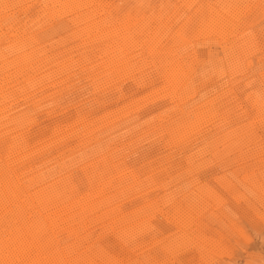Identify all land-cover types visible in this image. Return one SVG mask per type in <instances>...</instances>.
<instances>
[{
	"label": "rangeland",
	"instance_id": "1",
	"mask_svg": "<svg viewBox=\"0 0 264 264\" xmlns=\"http://www.w3.org/2000/svg\"><path fill=\"white\" fill-rule=\"evenodd\" d=\"M0 205V264H264V0H0Z\"/></svg>",
	"mask_w": 264,
	"mask_h": 264
},
{
	"label": "bare ground",
	"instance_id": "2",
	"mask_svg": "<svg viewBox=\"0 0 264 264\" xmlns=\"http://www.w3.org/2000/svg\"><path fill=\"white\" fill-rule=\"evenodd\" d=\"M86 1V0H85ZM94 2H95V0H94ZM65 3V2H64ZM98 3V2H97ZM257 10V9H256ZM140 13V12H139ZM116 39V38H115ZM129 40V39H128ZM115 42V41H114ZM122 44V43H121ZM21 45V44H20ZM16 46H17V44H16ZM110 47V46H109ZM21 48V47H20ZM108 48V47H107ZM116 49V48H115ZM127 49V48H126ZM122 50V49H121ZM25 53V52H24ZM128 53V52H127ZM38 54V53H37ZM29 55V54H28ZM115 55V54H114ZM122 55V54H121ZM124 55V54H123ZM24 56V55H23ZM108 61V60H107ZM111 61V60H110ZM118 61V60H117ZM83 63V62H82ZM120 65V64H119ZM176 69V68H175ZM91 70V69H90ZM177 70V69H176ZM13 86V85H12ZM16 119V118H15ZM102 159V158H101ZM99 162H100V160H99ZM92 166V165H91ZM95 166V165H94ZM89 167V166H88ZM92 167H90V169H91ZM94 170V169H93ZM92 170V171H93ZM103 170V169H102ZM48 176V175H47ZM45 177V176H44ZM90 177V176H89ZM4 180V179H3ZM63 181H65V180H63ZM73 185V184H72ZM90 185V184H89ZM2 186V185H1ZM15 186V185H14ZM66 186V185H65ZM44 187V186H43ZM14 188V187H13ZM42 188V187H41ZM94 188V187H93ZM17 189V188H16ZM51 189V188H50ZM56 189V188H55ZM72 189V188H71ZM70 189V190H71ZM87 189V188H86ZM2 190V189H1ZM62 190V189H61ZM36 191V190H35ZM45 191V190H44ZM59 191V190H58ZM68 191V190H67ZM88 191V190H87ZM46 192V191H45ZM57 192V191H56ZM61 192V191H60ZM89 192V191H88ZM4 193V192H3ZM49 193V192H48ZM15 194V193H14ZM43 194H44V192H43ZM42 193H41V195L43 196V199H44V197H45V195H47V193L46 194H44L43 195ZM52 194V195H51ZM51 194H49V196H53L54 194L53 193H51ZM2 195H4V194H2ZM16 195H17V192H16ZM24 195V194H23ZM63 195V194H62ZM71 195V194H70ZM40 196V195H39ZM42 196H40V197H42ZM48 196V197H49ZM18 197V196H17ZM31 197H32V195H31ZM47 197V196H46ZM45 197V198H46ZM54 197V196H53ZM52 197V198H53ZM34 198H36V196L34 197ZM55 198V197H54ZM70 198H72V197H70ZM95 198V197H94ZM15 199V198H14ZM22 199V198H21ZM25 199V198H24ZM31 199V198H30ZM43 199L41 200V201H43ZM65 199V198H64ZM40 200V199H39ZM48 200H50V199H48ZM47 200V201H48ZM56 200V199H55ZM17 201V200H16ZM40 201V202H41ZM54 201V200H53ZM20 202V201H19ZM46 202V201H45ZM59 202V201H58ZM88 202V201H87ZM49 203V202H48ZM53 203V202H52ZM57 203V202H56ZM70 203V202H69ZM68 203V204H69ZM25 204V203H24ZM57 204H59V203H57ZM67 204V203H66ZM71 204V203H70ZM20 205H22V204H20ZM32 204H30V207L28 208V209H30L32 206H31ZM37 205V204H36ZM43 205V204H42ZM46 205V204H45ZM53 205V204H52ZM63 205V204H62ZM71 205H73V203L71 204ZM1 206V205H0ZM55 206V205H54ZM64 206V205H63ZM2 207V206H1ZM25 207H26V205H25ZM43 207V206H42ZM48 207V206H47ZM59 207V206H58ZM60 207H61V205H60ZM65 207V206H64ZM70 208H71V206H69ZM39 208V207H38ZM57 208V207H56ZM62 208V207H61ZM43 209V208H42ZM48 209V208H47ZM50 209V208H49ZM58 209V208H57ZM64 209V208H63ZM65 209H66V207H65ZM53 210H55V209H53ZM60 210V209H59ZM30 211H31V209H30ZM46 211H48V210H46ZM52 212V211H51ZM56 212V211H55ZM61 212H62V210H61ZM61 212H58L59 214L61 213ZM50 213V212H49ZM35 214V213H34ZM47 215V214H46ZM5 216V215H4ZM49 216V215H48ZM38 217V216H37ZM47 217V216H46ZM50 217V216H49ZM56 217H58V216H56ZM51 218V217H50ZM53 218V217H52ZM55 219H57V218H54V220ZM13 221H15L14 219H12ZM59 221V220H58ZM56 222H57V220H56ZM97 222V221H96ZM16 223V222H15ZM26 223V222H25ZM28 223H30V225L27 227L28 229H26V231L24 232V236L23 235H21V236H23V238L22 237H19V235H18V237H16V239H13V241H12V244H11V246H12V250H11V254H10V264H17L18 262H23V260H25L26 262H29L30 264H31V261H33V260H38L39 261V263H37V264H59V260L56 258V257H52L53 255L52 254H50V253H48V254H50V256H44L45 255V253H47V252H45L44 253V248L45 247H47V246H43V244H44V240L42 239L43 237H42V232L43 233H45V230L43 231L42 229H43V227L40 229V228H38L37 229V225L35 224V225H33V223H32V221H29ZM27 223V224H28ZM33 226H35L36 227V229H34L33 230ZM14 227H16V225L14 226ZM21 227V226H20ZM17 229V228H16ZM16 230H15V228H14V231H13V233L15 232ZM20 231L21 230H19V233H20ZM18 232V231H17ZM12 233V232H11ZM12 233V234H13ZM14 235H15V233H14ZM16 235H17V233H16ZM48 235V234H47ZM12 236V235H11ZM46 236V235H45ZM50 237V236H49ZM49 237H48V239H49ZM15 238V237H14ZM12 239V238H11ZM44 241V242H43ZM51 241V240H50ZM52 242V241H51ZM3 243V242H2ZM48 243V242H47ZM2 246V245H1ZM50 246H52V245H50ZM53 248V247H52ZM46 249V248H45ZM49 249H50V247H49ZM47 250V249H46ZM55 250V249H54ZM54 250L53 251H51V252H53L54 253ZM57 250V249H56ZM5 254V253H4ZM57 254V253H56ZM6 256H7V254H6ZM6 256H3L2 257V259L4 260L5 259V257ZM57 257H58V255H57ZM9 258V257H8ZM25 262V263H26ZM35 262V261H34ZM62 263V262H61ZM60 263V264H61ZM19 264V263H18ZM35 264V263H34Z\"/></svg>",
	"mask_w": 264,
	"mask_h": 264
}]
</instances>
